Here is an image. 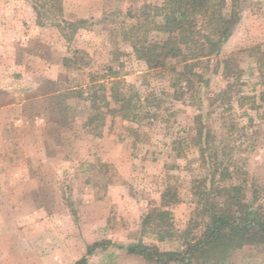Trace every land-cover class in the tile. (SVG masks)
Instances as JSON below:
<instances>
[{
	"label": "rangeland",
	"instance_id": "374dc122",
	"mask_svg": "<svg viewBox=\"0 0 264 264\" xmlns=\"http://www.w3.org/2000/svg\"><path fill=\"white\" fill-rule=\"evenodd\" d=\"M160 1L61 0L60 18L79 26L66 40L71 29L58 26L60 19L39 22L30 2L0 0V264L82 257L87 264H155L127 246L181 249L179 234L194 217L209 165L194 142L198 115L208 146L234 172L227 182H246L249 194L251 184L264 186V82L247 53L264 49V0L238 1L230 37L207 69L199 67L207 83L194 79L191 86L175 83L171 68L180 69L179 59L149 69L125 36L141 12L151 14L147 5ZM234 3L226 0L228 10ZM230 56L242 73L217 97ZM107 75L122 80L137 116L108 113L100 131L86 125L88 95L66 94ZM240 93L254 95V107L238 101ZM166 185L177 198L163 205ZM154 207L171 212L175 235L142 231ZM228 264H264V249L235 250Z\"/></svg>",
	"mask_w": 264,
	"mask_h": 264
},
{
	"label": "trees",
	"instance_id": "16d2710c",
	"mask_svg": "<svg viewBox=\"0 0 264 264\" xmlns=\"http://www.w3.org/2000/svg\"><path fill=\"white\" fill-rule=\"evenodd\" d=\"M25 1L31 3L39 22L45 18H57L60 19L56 22L58 26L63 24L71 29L69 34L63 35L66 40L78 29L77 23L60 18L61 0ZM234 1V6L228 10L226 0H161L148 4L151 14L141 12L124 33L134 53L147 68H166L170 60L179 59L180 69L171 68L177 76L175 83L183 81L191 86L195 79L206 84V72L199 71V67L207 69L211 59L219 54L230 37L239 18V0ZM80 22L82 24L83 20ZM151 32L162 36L150 38ZM247 53L254 60L258 75L264 82V49L256 45L249 47ZM222 67L228 81L217 97H224L237 84L230 79L234 77L237 81L242 73L237 60L231 56L223 60ZM105 78L107 80H91L85 89H70L66 94V97L78 98L84 97V93L88 95L84 97L90 102L86 125L95 124V130L101 129L104 116L108 113L130 115L131 119L137 116V105L133 96L125 91L122 80L109 75ZM57 93L64 92L58 90ZM254 98V95L240 93L236 99L246 101L252 108ZM196 124L194 142L199 146L202 161L209 159V165L206 177L198 182L200 191L195 194L197 207L194 217L179 234L182 248L160 251L143 242L126 248L128 253L140 255L155 264H228L235 250L264 249V186L251 184L249 194L246 182H227L234 172L219 161L216 149L208 146L210 132L203 125L200 115L196 116ZM176 198L174 188L169 185L162 188L160 199L163 205ZM171 218L169 210L151 208L142 218V231L149 227L160 239L172 237L175 234ZM74 264H87V259L82 257Z\"/></svg>",
	"mask_w": 264,
	"mask_h": 264
},
{
	"label": "crops",
	"instance_id": "0c3cea01",
	"mask_svg": "<svg viewBox=\"0 0 264 264\" xmlns=\"http://www.w3.org/2000/svg\"><path fill=\"white\" fill-rule=\"evenodd\" d=\"M117 259H118V258H117ZM117 259H115V261H117V263L120 264V263H119V260H117ZM90 261H91V260H89V263H90ZM104 261H105V260H104ZM97 262H98V261H97ZM98 264H103V262H102V263H101V262H98Z\"/></svg>",
	"mask_w": 264,
	"mask_h": 264
}]
</instances>
